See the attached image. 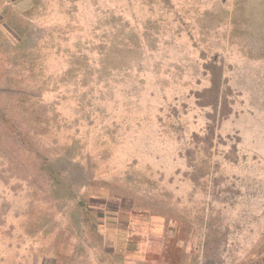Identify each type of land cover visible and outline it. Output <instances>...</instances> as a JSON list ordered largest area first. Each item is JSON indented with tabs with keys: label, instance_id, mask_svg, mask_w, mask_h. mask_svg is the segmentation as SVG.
Instances as JSON below:
<instances>
[{
	"label": "rangeland",
	"instance_id": "obj_1",
	"mask_svg": "<svg viewBox=\"0 0 264 264\" xmlns=\"http://www.w3.org/2000/svg\"><path fill=\"white\" fill-rule=\"evenodd\" d=\"M81 1L77 39L61 35L74 52L45 86L58 114L40 124L55 130L38 151L22 132L19 149L55 172L56 202L104 165L127 166L138 185L177 168L217 203H246L253 221L262 204L264 219V0ZM100 108L134 112L111 122Z\"/></svg>",
	"mask_w": 264,
	"mask_h": 264
},
{
	"label": "crops",
	"instance_id": "obj_2",
	"mask_svg": "<svg viewBox=\"0 0 264 264\" xmlns=\"http://www.w3.org/2000/svg\"><path fill=\"white\" fill-rule=\"evenodd\" d=\"M80 2L0 0V264H264L262 204L253 221L246 203H217L192 173L151 169L138 185L127 166L107 165L57 203L55 172L19 154L22 132L38 151L40 132L55 130L40 124L58 114L45 86L74 52L61 35L77 39ZM95 110L111 122L134 112Z\"/></svg>",
	"mask_w": 264,
	"mask_h": 264
}]
</instances>
